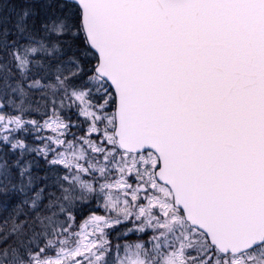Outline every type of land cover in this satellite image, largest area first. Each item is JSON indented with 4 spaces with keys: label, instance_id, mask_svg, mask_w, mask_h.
Segmentation results:
<instances>
[{
    "label": "snow or ice",
    "instance_id": "1",
    "mask_svg": "<svg viewBox=\"0 0 264 264\" xmlns=\"http://www.w3.org/2000/svg\"><path fill=\"white\" fill-rule=\"evenodd\" d=\"M0 264H264V0H0Z\"/></svg>",
    "mask_w": 264,
    "mask_h": 264
}]
</instances>
